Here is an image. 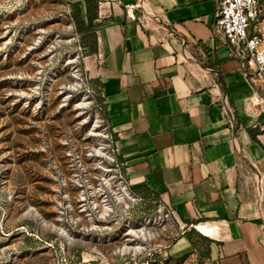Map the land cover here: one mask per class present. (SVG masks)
<instances>
[{
  "label": "crops",
  "instance_id": "0c3cea01",
  "mask_svg": "<svg viewBox=\"0 0 264 264\" xmlns=\"http://www.w3.org/2000/svg\"><path fill=\"white\" fill-rule=\"evenodd\" d=\"M216 7L99 0L86 68L126 179L155 194L180 226L167 255L189 252L184 232L194 228L210 239V264H264V112L250 105L256 94L244 68L218 38ZM249 127L262 131L259 143Z\"/></svg>",
  "mask_w": 264,
  "mask_h": 264
},
{
  "label": "rangeland",
  "instance_id": "374dc122",
  "mask_svg": "<svg viewBox=\"0 0 264 264\" xmlns=\"http://www.w3.org/2000/svg\"><path fill=\"white\" fill-rule=\"evenodd\" d=\"M82 41L69 2L0 0V264H210L197 237L167 255L180 226L123 174Z\"/></svg>",
  "mask_w": 264,
  "mask_h": 264
},
{
  "label": "built area",
  "instance_id": "2783aa9c",
  "mask_svg": "<svg viewBox=\"0 0 264 264\" xmlns=\"http://www.w3.org/2000/svg\"><path fill=\"white\" fill-rule=\"evenodd\" d=\"M214 27L229 53L240 62L256 97L250 105L264 112V0H216Z\"/></svg>",
  "mask_w": 264,
  "mask_h": 264
},
{
  "label": "trees",
  "instance_id": "16d2710c",
  "mask_svg": "<svg viewBox=\"0 0 264 264\" xmlns=\"http://www.w3.org/2000/svg\"><path fill=\"white\" fill-rule=\"evenodd\" d=\"M82 3L84 5V18L82 17V14H81V6H80L81 1L76 0V1L69 2V5L71 7V18L74 22L76 31L82 35L83 46H87L88 48L87 54H92V53H95L97 50L95 20L97 18V9H98L99 0H82ZM247 131L250 133V136L252 137V139L259 143V141L256 138V135L259 133H262V131L259 130L258 127H254V128L249 127L247 128ZM112 140L114 141L113 134H112ZM118 161L122 166L121 169H122L123 174H125L124 167L119 157H118ZM131 189L138 194H142L143 196H146V197L151 196L153 197V199H156L155 194H153L145 186L132 185ZM184 235L189 240L193 249L197 247L196 237L200 241H202L205 247L204 252H203V257L208 256L209 243H210V239L208 237L202 235L194 228H190L189 230H186L184 232Z\"/></svg>",
  "mask_w": 264,
  "mask_h": 264
},
{
  "label": "water",
  "instance_id": "95a60500",
  "mask_svg": "<svg viewBox=\"0 0 264 264\" xmlns=\"http://www.w3.org/2000/svg\"><path fill=\"white\" fill-rule=\"evenodd\" d=\"M226 49H227V47L223 48L222 51H224V50H226Z\"/></svg>",
  "mask_w": 264,
  "mask_h": 264
}]
</instances>
